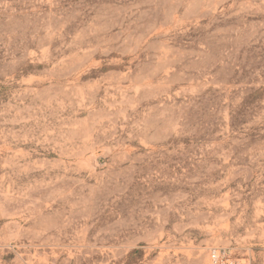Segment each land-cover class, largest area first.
I'll use <instances>...</instances> for the list:
<instances>
[{"label": "rangeland", "instance_id": "374dc122", "mask_svg": "<svg viewBox=\"0 0 264 264\" xmlns=\"http://www.w3.org/2000/svg\"><path fill=\"white\" fill-rule=\"evenodd\" d=\"M264 264V0H0V264Z\"/></svg>", "mask_w": 264, "mask_h": 264}, {"label": "built area", "instance_id": "2783aa9c", "mask_svg": "<svg viewBox=\"0 0 264 264\" xmlns=\"http://www.w3.org/2000/svg\"><path fill=\"white\" fill-rule=\"evenodd\" d=\"M209 264H252L249 261H240L233 258L229 249L210 248L208 250Z\"/></svg>", "mask_w": 264, "mask_h": 264}]
</instances>
